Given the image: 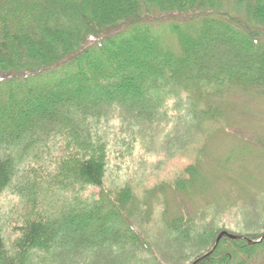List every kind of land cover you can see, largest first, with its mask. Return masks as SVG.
Returning a JSON list of instances; mask_svg holds the SVG:
<instances>
[{"label":"trees","instance_id":"trees-1","mask_svg":"<svg viewBox=\"0 0 264 264\" xmlns=\"http://www.w3.org/2000/svg\"><path fill=\"white\" fill-rule=\"evenodd\" d=\"M225 5L0 0V195L10 187L21 203L7 240L0 229V264H51L57 255L79 264L135 246L152 252L145 237L119 222L129 220L128 186L113 199L79 205L65 199L57 212L43 210L42 203L77 187L102 189L111 145L106 133L114 119L129 130L123 145L131 149L142 125L157 124L167 102L176 103L174 93L207 100L200 112L205 121L218 119L209 103L227 92L264 95V0ZM175 105L176 118L165 119L190 125L181 120L189 106ZM29 152L38 166L20 168ZM184 173L194 183V164ZM173 185L187 189L182 179ZM170 224L180 243L193 248L189 264H231L237 252L248 257L264 251V239L247 243L264 233L240 234L247 240L223 237L212 250L220 232L238 233L201 228L182 217Z\"/></svg>","mask_w":264,"mask_h":264},{"label":"rangeland","instance_id":"rangeland-1","mask_svg":"<svg viewBox=\"0 0 264 264\" xmlns=\"http://www.w3.org/2000/svg\"><path fill=\"white\" fill-rule=\"evenodd\" d=\"M223 2L228 7L235 0ZM172 95L180 108L189 106L188 116L181 120L190 125L182 128L175 119L167 121L165 117L178 114L176 103L167 102L160 121L150 127L142 125L136 142L126 149L123 144L129 141V130L118 119L110 121L106 134L111 145L102 189L77 187L67 195L44 199L42 209L57 212L65 208V199L79 205L85 200L113 199L121 188H131L124 214L128 223L119 222L145 237L152 252L135 246L120 255L113 252L115 257L99 253L79 264H118L117 260L119 264H189L193 248L182 245L170 228L172 220L180 217L201 228L223 226L238 234L264 233V95L233 91L218 96L209 105L220 116L211 121L200 115L207 100L193 102L184 92ZM25 155L20 168L38 166L32 152ZM44 156L42 164H47L50 157ZM193 164L197 174L191 183L192 176L184 169ZM177 179L186 183V191L175 190ZM20 211L18 197L7 188L0 195V229L5 240L8 224ZM69 261L57 255L51 264ZM231 264H264V251L254 250L248 257L237 252Z\"/></svg>","mask_w":264,"mask_h":264},{"label":"water","instance_id":"water-1","mask_svg":"<svg viewBox=\"0 0 264 264\" xmlns=\"http://www.w3.org/2000/svg\"><path fill=\"white\" fill-rule=\"evenodd\" d=\"M222 237H228V238L231 239V240H241V239H244V237H242V236H235V235L228 234L227 232H221V233L218 235V237H217V239H216V241H215L214 248L217 246V244L219 243V241L221 240ZM263 239H264V237H262L260 240L255 241V242H254V241H248V243H249V244L259 243V242H261V240H263Z\"/></svg>","mask_w":264,"mask_h":264}]
</instances>
